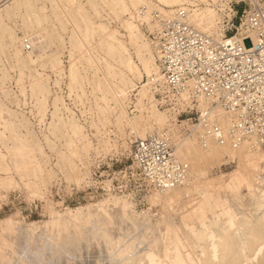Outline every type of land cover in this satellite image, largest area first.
Instances as JSON below:
<instances>
[{"label": "rangeland", "instance_id": "rangeland-1", "mask_svg": "<svg viewBox=\"0 0 264 264\" xmlns=\"http://www.w3.org/2000/svg\"><path fill=\"white\" fill-rule=\"evenodd\" d=\"M17 1L0 0V70L2 73H0V76H2V78L0 77V127L2 126L0 133L4 132L5 136V138L0 137V153L3 156L0 159V161L2 160L0 163V177H12L15 182V186L9 189L4 188L1 190L0 187V223L9 217L18 220L23 219L26 222L48 221L51 219L52 211L63 213L68 208L85 207L88 204H94L109 198L110 195L124 196L134 204L140 215L150 212L155 219L160 221L163 218L184 217L198 207V202L202 200V194L204 193V189L201 187L207 185L206 182L212 181L214 186L228 182L231 174L240 167L239 158H230L228 154H222L218 157H206L199 162H195V156H190L192 159L189 158L188 161L184 152L191 145L186 146V144L193 143L192 145L197 148V154H200L203 150H207L211 141H214L213 136L222 133V136L214 141L216 145L222 146V143L224 144L227 141L224 144L225 147L228 144L235 147L241 143L249 142L253 146L251 149L253 153L255 150L264 151V24L259 31L261 44L254 50L252 55L243 56L245 64L239 68V75L212 76L208 78L210 80L209 88L203 90L196 77L182 72L185 65L175 61L169 67L172 70L182 72L180 80L183 83V86L176 90V88L165 82V74L157 60V52L151 45H154L158 40L157 38L161 37L160 34L163 33L165 27V21L161 18L162 10L163 13L171 12L175 7H180L183 0L174 7L162 4L160 0H143L135 9L130 5L129 0H123L126 2L129 12L119 13L117 17L113 13L115 8L113 0H78L81 4L83 3L82 6L85 9L86 16L83 18L82 16L78 17L80 19V21L78 19L79 23L77 22L78 27L74 26L70 19L65 16L63 8V10L58 9L59 7H56L54 3L52 4L50 0H32L34 3L31 2L32 9L23 6L16 8L15 3ZM88 1L93 3L94 8L88 4ZM221 1H224V7ZM259 1L260 3L254 13L264 20V0ZM182 5L188 7L192 14L197 13L198 10L208 8L204 9L197 16V19L202 17L201 14L204 11H209L215 21V17L212 16L209 8L213 9L219 19H217L214 27H209L207 31L201 30V32L202 34L208 32L216 34L217 32L218 37L226 38L236 35L237 29H240L244 17L250 10L249 3L244 2V0H216L215 2L213 0H190V3H183ZM148 9H150L149 23L151 25H148V22L146 24L145 21H141L140 24L141 17L146 15ZM35 18H39L41 24L31 27L30 21ZM125 21L138 25L143 40L149 44L152 51L154 50L155 64L157 69L159 68L158 74L160 76L154 81H159L161 75L164 76L162 86L153 82L154 76L150 83L147 82L148 77L145 75L140 81L132 78L127 70L117 65L116 57L111 58L106 54V48L101 46L100 39L97 36L90 38L89 42H85L83 48L80 46L79 39L82 37L86 22H90L93 24L92 26L95 25L94 27L97 24H103L108 29L106 33H114L119 42L124 43L129 50L135 64L141 67L133 54L131 46L128 45L129 38L123 24ZM152 25L159 28L152 31L150 29V27H153ZM2 30L7 34L2 33ZM47 32H49V35ZM73 32L75 33L73 34ZM2 35L3 37H1ZM13 37L16 42H13ZM76 39L78 40L76 41ZM75 41L76 43H74ZM77 42L80 44H77ZM245 45L247 48H251L248 46V42H245ZM77 46L82 49L77 48ZM15 50L19 51V57L16 61V57H11L14 56ZM71 51L73 52L72 55L70 54ZM28 54H31L33 62L27 60ZM88 55L96 61H90L91 58ZM52 57L58 59L54 67L50 62ZM41 63L44 65L42 68ZM74 63L81 76L80 81H77L78 84L75 82L70 86L69 69L70 65ZM33 69L35 70L33 71ZM3 71H8L7 76ZM109 72L114 77L110 78L107 75ZM122 73L124 76L121 75ZM104 76L108 77L104 78ZM20 78L21 80H19ZM104 79L105 81L108 80L107 83ZM35 80L44 83V87L47 85L48 88L45 87L44 89L49 90V94L46 91L41 94L33 91L31 85L33 83L36 85ZM100 81L103 84L102 82L100 84ZM108 82L113 84L115 90H125L127 85L128 88H131L129 82L136 86L133 89L125 90L127 96L125 97L124 106L127 119L122 125H117L118 112L113 111V108H115L114 101L112 98H108L111 96L104 90ZM125 84L126 86H124ZM146 84H150V94L148 96H153L152 101H148L147 98L141 100L138 94L141 87ZM189 85L193 88H188ZM189 89L193 90L189 91ZM2 93H5V96ZM184 96H186L189 105L180 107L179 101ZM56 99L58 102L53 103ZM200 100L206 101L207 106L201 108ZM150 107H154L168 117L170 116V118L172 117L171 122L175 119V116L177 118L172 122V125L161 128L152 118L150 119L149 115L151 113H148ZM56 109L59 112L56 113L57 116L61 118L60 122L53 118V112ZM40 110L43 112L41 113ZM202 114L206 119H209V116L211 118L210 121H205L204 131L200 132L195 130V127L198 126ZM140 115L143 118L140 122L139 131L142 128L146 129L147 134L144 137H140L131 130L130 120ZM66 119H69V121ZM4 120L6 124L8 121L11 122L8 123L9 126L16 125V130L11 131V133L3 131L5 122L2 121ZM20 120H23L22 123ZM66 121L71 122L69 124L72 125L66 124L65 127L64 123H67ZM76 126L82 129L83 140L76 142V146L68 151L65 145L71 139L77 141V137H73L72 134V130ZM54 128L55 131H53ZM26 132L27 134L30 132L29 135ZM52 133H55V135ZM254 134L256 135L255 138L252 137ZM17 137L20 139L18 140ZM46 138L49 140H46ZM18 142L20 144L24 142L23 146L26 145L23 147L21 157L12 154L15 153V148L20 146ZM140 143L144 144L147 156L150 159L148 167L158 165V171L154 169L144 171L134 165L135 150ZM3 144L6 145V148ZM86 148L88 149L87 152L85 151ZM31 149L33 152L30 151ZM26 152L28 153L26 154ZM75 153L76 155H74ZM26 156L29 161L26 160ZM21 161H25L24 164ZM253 161L252 163L258 161L255 165L260 166L258 168H263L261 161L258 159ZM27 164L28 166H26ZM16 165H19V168L22 166V169L15 167ZM2 168H4V171H2ZM258 168L256 167L257 171H259ZM253 174L250 175V180L255 184L258 179L256 177L257 173L254 176ZM191 175L194 177L193 179ZM163 182H166L165 186H171L169 190L180 188L178 193H181V195L179 194L178 197L181 198L179 201L176 200L180 205H178L179 203L174 204L172 210H169L171 209V207H168L169 205H164L166 196L163 194L165 190ZM198 182H202L201 189L195 190L194 184L196 186L201 184ZM190 186L192 191H189L188 196L186 193L191 190ZM208 191L215 193L213 188ZM241 191L242 194L248 192L246 187H243ZM155 193L161 194L160 199L156 201L153 200ZM213 201L212 198L210 202ZM158 230L163 233L164 226L161 224Z\"/></svg>", "mask_w": 264, "mask_h": 264}, {"label": "bare ground", "instance_id": "bare-ground-1", "mask_svg": "<svg viewBox=\"0 0 264 264\" xmlns=\"http://www.w3.org/2000/svg\"><path fill=\"white\" fill-rule=\"evenodd\" d=\"M90 1H88V4L91 5L92 8H94L93 3ZM124 1L123 0H113V3H115V8H114L113 13H115L116 17L118 16L119 13L123 14L124 12L128 11V8L125 4L126 2ZM215 1L216 0H213V2ZM31 2L32 0H18L15 3L16 4L15 6L16 8H19L21 6L27 7V8L31 7L32 9ZM50 2L52 4L54 3L56 7H59L58 9L63 8L64 10L63 9L62 10L65 11V16L70 19V21L72 22L74 26H77V22L79 19L78 17L82 16L83 18L85 16V9L82 6L83 3L81 4L78 0H50ZM142 2L143 0H129V3H131L130 5L133 6L134 9ZM160 2L162 4L174 7L178 5L179 3H181L182 1L181 0H160ZM183 3H190V0H186V1L183 0L180 6H182ZM222 3L224 7L225 5L224 1ZM175 8L173 11L171 12L169 11L168 13H163V10H162L161 18H164V19L172 18L176 14L179 6L178 8L176 9ZM111 9L113 10V8ZM204 9H208V8H204ZM204 9L198 10L197 13L190 15V21L194 26H196L197 29L202 30V31H207L209 27L215 26V23L217 22V19L219 18H218L217 13L213 9L209 8V10H211L212 16L215 17V21L211 17L209 11H204L201 14L202 17L197 19L198 18L197 16L200 15V13ZM52 10L54 9L52 8ZM149 12H150V9H148V11L145 13L146 14L145 16L143 15L141 17L140 24H141V21L142 22L145 21L146 24L147 22L149 23V20H150ZM31 18L33 17L31 16ZM87 19H84V20H87ZM32 20L33 21H30L31 27L41 24V20L39 18H35ZM90 22L88 23L86 22L85 29L82 33L81 39H79L80 37L79 38L77 37L79 39V42L81 43L80 45L81 47L84 46L86 44L85 42H87L90 38L97 36L100 39L99 41L101 43V46H104L106 48L105 50L106 54L110 56L111 58L116 57L117 65L127 70V72L132 76V78L136 79L137 81H140L142 77L145 75L148 77L147 82L150 83L152 77L154 76V79H152L153 82L156 83V85L157 84H160L161 86L163 85L162 75L159 81H154L156 78L160 77L158 74L159 68L157 69L156 67L155 58L153 54V51L154 50L156 51V49L154 45H151L154 49L152 51L149 44L143 40V37L141 36L140 31H139L138 25H134L132 22H128V21L123 22L124 28L126 29V32L128 34L127 36L129 38L128 45L131 46L133 50V54L135 58L139 61L141 67L135 64V62L133 61V57L130 54L129 50L126 48L124 43H122L121 41L119 42V40L115 37L114 33H110V32L106 33V30L108 29L103 24H99V25L97 24V26L94 27L95 25L92 26L93 24H91ZM148 25H151V24L149 23ZM152 26L153 27H150L152 31L154 29L156 30V28H159L156 25H152ZM2 33H6V32L2 30ZM48 33L49 32H47V34ZM74 33L75 32H73V34ZM216 34L218 33L216 32ZM1 37H3V35ZM78 39H76V41ZM76 41L74 43H76ZM13 42H16V39L14 37H13ZM70 42H71V39H70ZM79 42H77V44H80ZM224 42L231 43L230 40H225ZM81 47L77 46V48H81ZM18 53L19 51L15 50V52L13 53L14 56H11L12 58L16 57L15 61L18 59L17 57H19ZM72 53L73 52L71 51L70 54L72 55ZM89 58H91L90 61L94 60V58L92 59V57L90 56ZM27 60L29 62H33L31 54H28ZM57 60L58 59L56 58H53V57L51 58L50 62L53 67L56 66L55 64L57 63ZM43 66L44 65L42 64L41 68ZM110 68L112 67L110 66ZM34 70L35 69H33V71ZM3 72H5L7 76L8 71L7 72L3 71ZM30 72L29 74H31ZM0 73H1V70H0ZM79 73H80L79 69L77 68L75 63L71 64L70 69H69V82H70L69 85L70 86H72L73 83L80 81L81 75ZM123 73L121 75H123ZM111 74L112 73L110 72L107 73V75L110 76V78L113 76V75L111 76ZM6 76L4 75V77ZM38 76L40 77L39 74ZM108 76H104V78H107ZM0 77L2 78V76ZM19 80H21V78ZM107 81L108 80H106L105 82L107 83ZM101 82L102 81H100V84ZM125 83L127 82L125 81ZM33 84L31 85V89L39 94L47 90V89L46 90L44 89L47 85L44 87L43 85L44 83L42 84V82H39V80L36 83V85L35 83ZM128 84L131 85V88L130 87L128 88V85H127V89H133L136 87L135 84L132 85L131 82H129ZM149 85L150 84H146L142 86L141 89L138 91V94L141 97L140 98L141 100L144 98H147L148 101L153 100V96L151 95L148 96L150 94ZM124 86H126V84ZM113 87H114L113 84L108 82V84L106 85V89L104 88V90H106V92L110 94L111 97H108V98H112V100L114 101L115 108H113V111L116 110L118 112L117 118H116L117 125L118 124L122 125L123 122H125L127 119V114H126L125 106H124V103L126 100L125 97L127 96V94L125 93L127 91L125 90L127 89L125 90L116 89L115 90ZM47 92L49 94V90L46 91V93ZM7 93H6V96H7ZM2 94L5 96V93H2ZM105 101L107 102V100ZM41 102H42V99H41ZM56 102H58L57 99L53 103H56ZM179 105L180 107H185L186 105H189L188 100H186V96H184V98H181V100L179 101ZM204 107H206V103H203L201 105V108H204ZM40 112L42 113L43 111L40 110ZM56 113H59L57 112V109L53 112V118L57 119L56 121L60 122L61 118L58 117ZM148 113H151V115H149L150 119L152 118L153 121H155L161 128L163 126L165 127L170 126V124L172 125V122L176 120L177 118V116L175 117L173 116L175 119L171 122V120L173 119L172 117L171 119L170 116L168 117L166 114L160 112L154 107L152 108L150 107V111ZM142 118L143 116L140 115L130 120L132 132L137 133V135H139L140 137H144L147 134L145 128H142L139 131L140 125H141L140 122ZM5 120L2 122H5ZM67 121H69V119ZM8 123H11V122L8 121ZM8 123L6 124L5 122L6 125L5 124L3 125V127L5 126V128H3V131H9L11 133V131L16 130V125L9 126ZM69 123L71 122L64 123L65 127H66V124H69ZM69 125H72V124H69ZM25 128H26V125H25ZM53 131H55V128ZM29 133L27 134L26 132L27 135H29ZM55 133H52V134L55 135ZM72 134H73V137L74 136L77 137V141H74V139L73 140L71 139L70 142L68 141L69 143L65 145L68 151H70L76 146L75 145L76 142H80L81 140H83L82 129L79 126H76V128H73ZM2 136L5 138L4 132L0 133V137ZM7 137H8V133H7ZM30 137L32 138L34 136H30ZM19 139L20 138H18V140ZM46 140H49V139L46 138ZM22 141H26V140H22ZM1 142L3 141L1 140ZM210 143L211 144H208L207 150L205 151L203 150L202 151L203 153L201 152L200 154H197V151H196L197 148L194 147V145H192L193 143L190 142V144L188 145L186 144V146H190V145L191 146L186 148L187 150L186 152H184L186 154L185 157H187V160H188L190 156H193V157L195 156L194 158L195 162H199L200 160L205 159L206 157H218L219 155L221 156L222 154H228L230 158L238 157L242 165L239 163L240 165V167L238 166L239 169L233 174H231V176L228 179V182H224L218 186H214L212 181L206 182L208 184L207 185L203 184L204 186L202 187H201L202 182H198V183H201L200 186H196V184H194L195 190H198V189L200 190L202 188L204 189V193L202 194V200L198 202V207L193 212L188 213L184 217L176 218L177 217L176 216L172 218L170 217L169 219L163 218L161 219L162 221H160L158 219H155L151 215L150 212H146V214L140 215L136 211L134 204L131 201L124 198V196L118 197V196L110 195L109 198H106L94 204H88L85 207H77L75 209L68 208L63 213L52 211L51 219L48 221L26 222L23 219L18 220V219L9 217L1 221L0 223L1 224V227H0V264H264V151L260 152L259 150H255L253 153V151L251 150L253 146L249 142L241 143L239 146H235L236 148L234 147V145L231 147L230 144H228L225 147L224 144L227 143V141L224 142V144L222 143V146H219L218 143H217L218 145H216L214 141H211ZM23 144L24 142H22L20 146L16 145L18 146V148L16 147L15 153H12V154H16L21 157L23 154V147L26 146V145L23 146ZM4 146L6 148V145ZM28 147H29V144H28ZM255 149H260V148H255ZM87 150L88 149L86 148L85 151L87 152ZM30 151L33 152L32 149ZM28 152H26V154ZM32 152H29V153H32ZM74 155H76V153ZM8 156H11V155H8ZM1 157L3 158L2 154L0 153V159ZM12 157H14V155H12ZM177 157L179 158L178 153H177ZM191 159L192 158H190V160ZM254 159H258L259 161H261V163L263 164V168H258L260 166L255 165L257 164L258 161H255V163H252ZM26 160L29 161L28 158ZM1 162L2 160L0 161V163ZM19 164L21 165V163ZM28 164L26 166H28ZM254 165L258 168L259 171H257ZM34 166L39 167L36 165ZM15 167L19 168V165H16ZM3 169L4 168H2V171H4ZM255 169H256V172H255ZM22 172L24 173V170ZM251 173L252 174L254 173L253 176L257 173L256 177L258 179L255 181V184L254 182L252 183L250 180V175L252 176ZM193 178L194 177H192V179ZM12 186L13 187L15 186V182L12 177H8V178L0 177L1 190L4 188L9 189ZM243 187L247 188L248 192L246 194H242L241 189ZM210 188L214 189L215 191L214 194L208 191ZM179 189H172V190H167V191L164 190L163 192V194L166 196V201L164 202V205H169L168 207H171V209L169 210H172L174 208L172 207L174 204L179 203L178 201L181 198V197H178L179 194L181 195V193H178ZM184 191L186 190L184 189ZM189 191H192V188L191 190L187 191L186 194H188V196H189ZM160 195H161L160 193H155L153 195L154 197L153 200L156 201L157 199H160L161 197ZM212 198L214 199V201L210 202ZM176 200L178 201L176 202ZM178 205H180V203ZM161 224L164 226L163 233L159 231L160 229L158 230Z\"/></svg>", "mask_w": 264, "mask_h": 264}, {"label": "built area", "instance_id": "built-area-1", "mask_svg": "<svg viewBox=\"0 0 264 264\" xmlns=\"http://www.w3.org/2000/svg\"><path fill=\"white\" fill-rule=\"evenodd\" d=\"M245 1L249 3L250 10L244 17L240 29H237L236 35L231 38L218 37L212 32L202 34L201 30L191 23L190 15H192V12L185 5L180 6L172 18H163L165 27L163 33L160 34L161 37L157 38L158 40L154 46L157 52V60L165 74L164 80L166 83L177 90L183 86L180 80L183 72L196 77L200 82L201 88L207 90L210 86L208 78L212 76H234L240 74L239 68L245 64L243 56L252 55L254 50L261 44L259 31L264 24V20L254 13L260 1ZM225 40H230L231 43H226L224 42ZM245 42H248L250 49L246 47ZM175 61L185 65V69L182 72L172 70L169 67ZM189 87L193 88L191 85ZM192 90L189 89V91ZM203 103H206L207 106L206 101L200 100V107ZM210 118L211 116L206 119L202 114L195 130L203 132L204 123L205 121H210ZM221 136L222 133L216 134L213 136V140L215 141ZM255 136L254 134L252 137L255 138ZM149 160L144 144L140 143L135 150L134 165L144 171L147 169L158 171V165L151 168L148 167ZM165 184L166 182H163V188L169 190L171 186H165Z\"/></svg>", "mask_w": 264, "mask_h": 264}]
</instances>
